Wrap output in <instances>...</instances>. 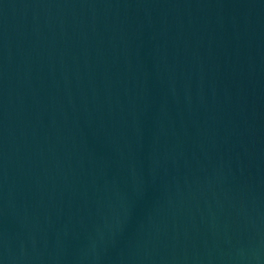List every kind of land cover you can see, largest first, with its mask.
Returning <instances> with one entry per match:
<instances>
[{
    "label": "water",
    "instance_id": "95a60500",
    "mask_svg": "<svg viewBox=\"0 0 264 264\" xmlns=\"http://www.w3.org/2000/svg\"><path fill=\"white\" fill-rule=\"evenodd\" d=\"M0 264H264V0H0Z\"/></svg>",
    "mask_w": 264,
    "mask_h": 264
}]
</instances>
